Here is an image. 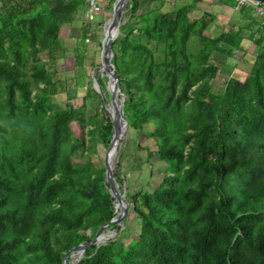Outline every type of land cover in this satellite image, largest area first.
Masks as SVG:
<instances>
[{
    "label": "trees",
    "instance_id": "1",
    "mask_svg": "<svg viewBox=\"0 0 264 264\" xmlns=\"http://www.w3.org/2000/svg\"><path fill=\"white\" fill-rule=\"evenodd\" d=\"M162 3L138 13L141 0H131L136 19L113 40L111 62L128 127L152 124L166 170L131 195L135 242L91 245L77 264H264V26L248 76H230L216 92L218 55L243 49L242 29L207 35L210 13L191 18L192 3L167 11ZM87 10V0H0V264H63L117 215L104 167L73 161L112 137L110 114L93 104L100 93L86 89L84 110L54 101L64 86L60 29ZM90 31L81 27L78 41ZM73 51L82 70L84 52ZM113 176L121 185L120 161Z\"/></svg>",
    "mask_w": 264,
    "mask_h": 264
},
{
    "label": "rangeland",
    "instance_id": "2",
    "mask_svg": "<svg viewBox=\"0 0 264 264\" xmlns=\"http://www.w3.org/2000/svg\"><path fill=\"white\" fill-rule=\"evenodd\" d=\"M158 2L159 0H141L138 13L153 8ZM185 3L193 4V11L190 13L191 18L199 15L200 11L202 13L204 12V7H199L200 3H203L202 0H163L161 10H171ZM98 6L99 10L95 14L90 15L88 10L85 12H79L72 23L63 24L60 29L62 52L56 60L55 70L56 77L63 79L64 86L61 92L54 95V101L60 107L64 106L65 103L69 101L75 108L84 110L85 106L83 104V98L86 89L91 86L100 93V97L95 95L93 98V104L96 107V110L98 111L103 108L108 114L109 110L107 107L109 105L108 100L110 92L109 80L102 70H98V67L101 62L100 52L104 32V22L111 16L113 3L109 4L105 1L102 2L101 0H98ZM195 6L199 7L200 10L198 11V8L195 9ZM134 19H136V16L131 14L130 6H128L121 17L120 22V25L124 26V29L121 30L119 28L117 35L123 36L130 26H132ZM83 26L89 27L91 30L90 33L93 34L91 38L86 39L85 44L78 41L80 28ZM216 32L217 28L205 31L207 35H212ZM75 47L78 48V51H83L85 55L83 64L84 68L82 70L77 68L74 62L73 50ZM225 47L228 48L227 45H225ZM253 55L254 50L251 45L245 48V50H234L230 55H218L220 69L217 76L211 81L212 89L216 92H220L224 87L226 79L230 76H235L239 80H244L249 74ZM38 59L40 62L46 61L47 51H41L38 54ZM98 74L104 79L106 90L108 91L107 96L102 92L99 84L98 86L95 84ZM90 98L91 97H89L88 100ZM101 99H103V101H101ZM100 118V114L97 115V120L100 121ZM72 128L76 136L83 134L82 129L77 122H72ZM151 130L152 124H144L140 129H134L127 126L112 160L113 170L117 167L118 162L120 161V177L122 179V184L119 185L117 183L118 189L124 194V196L128 194V200L131 199L132 194L139 190L151 189L158 185L166 170L167 163L163 160H158L156 157L157 149L152 138ZM105 149L106 146L98 140L95 151H89L85 147H81L73 154V161L82 169L88 168L89 164H92L95 167H104ZM124 219V222L122 221L119 223L121 227L120 229H112L109 227L104 229L107 231H113L106 235L110 238L104 240L102 243L111 239H117L118 242L124 244L135 242L139 230V220L135 215L131 203L129 214ZM76 262L77 260L73 264Z\"/></svg>",
    "mask_w": 264,
    "mask_h": 264
},
{
    "label": "water",
    "instance_id": "3",
    "mask_svg": "<svg viewBox=\"0 0 264 264\" xmlns=\"http://www.w3.org/2000/svg\"><path fill=\"white\" fill-rule=\"evenodd\" d=\"M130 1L131 0H114L113 1L112 15L107 21V24L106 22H104V32H103V39L101 41V52H100V57H101L100 66L102 67L103 72L107 75L108 80H109V88H110L109 105L111 109L109 111V114H110V117L113 123V134L108 144L105 145L106 149L104 152L105 181L108 185L111 195L115 198V201H118L124 204L121 208V211L118 212L115 217L111 218L109 221L105 222L104 224L98 227L94 236H92L87 243H80L68 249L62 259L63 264H70L69 258L72 252L80 251L81 256H82L83 251L87 247L94 245V244L99 245L97 241L99 237L102 235L104 229L108 227L110 224L121 223L124 220V218L129 214L130 202L128 199L125 198L124 194L121 193L118 189V184L115 181V178L113 176V166L112 164L110 165L107 160V152L109 150H112L114 155L116 154L117 147L119 146L121 142V138L128 126L127 121L125 120L123 116V110H122L123 99L119 100L118 98V95H119L118 78H117L116 70L111 62V57L113 55L112 42L118 34L121 17L125 9L128 6H130ZM255 1H258L264 4V0H255ZM95 84L96 86H98V83L96 80H95ZM77 262L75 264H77Z\"/></svg>",
    "mask_w": 264,
    "mask_h": 264
},
{
    "label": "crops",
    "instance_id": "4",
    "mask_svg": "<svg viewBox=\"0 0 264 264\" xmlns=\"http://www.w3.org/2000/svg\"><path fill=\"white\" fill-rule=\"evenodd\" d=\"M202 1L203 3H200L199 7H204V12L210 13L212 17L205 31L217 28V32L211 35L215 36L222 30H228L230 28L242 29L241 34L243 37L241 45L243 49L245 50V48L251 45L255 54L257 51V45L255 44L254 39L262 28L261 26H264V17L259 15L253 6L239 4L236 0ZM199 7L195 6V9L198 8L199 11ZM203 13L200 11L199 15H202Z\"/></svg>",
    "mask_w": 264,
    "mask_h": 264
},
{
    "label": "bare ground",
    "instance_id": "5",
    "mask_svg": "<svg viewBox=\"0 0 264 264\" xmlns=\"http://www.w3.org/2000/svg\"><path fill=\"white\" fill-rule=\"evenodd\" d=\"M112 12H113V10H112ZM111 15H112V13H111ZM111 17V16H110ZM110 17H108L106 20H105V22H106V24H107V21L109 20V18ZM106 26V25H105ZM98 70H102V67L101 66H99L98 67ZM103 71V70H102ZM107 109L110 111L111 109H110V105H108V107H107ZM113 157H114V153H113V151L112 150H109L108 152H107V160H108V162H109V164L111 165L112 163H113ZM124 204V203H123ZM123 204L121 205V203L120 202H118V201H115V204H114V207H115V210H116V213H118V212H120L121 211V208H122V206H123ZM113 230H109V231H107V230H104L103 231V233H102V235L99 237V239H98V241H97V243L98 244H100V243H102L104 240H103V238L108 234V233H110V232H112ZM81 256V252L80 251H75V252H72L71 254H70V264H73L76 260H78V258Z\"/></svg>",
    "mask_w": 264,
    "mask_h": 264
},
{
    "label": "built area",
    "instance_id": "6",
    "mask_svg": "<svg viewBox=\"0 0 264 264\" xmlns=\"http://www.w3.org/2000/svg\"><path fill=\"white\" fill-rule=\"evenodd\" d=\"M239 4L251 5L255 8L256 12L264 17V4L255 0H236ZM88 13L95 14L99 10L98 0H87Z\"/></svg>",
    "mask_w": 264,
    "mask_h": 264
}]
</instances>
